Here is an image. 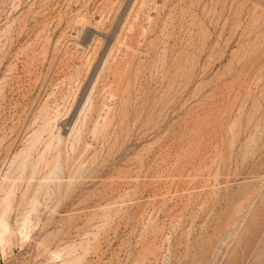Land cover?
<instances>
[{"label": "rangeland", "instance_id": "374dc122", "mask_svg": "<svg viewBox=\"0 0 264 264\" xmlns=\"http://www.w3.org/2000/svg\"><path fill=\"white\" fill-rule=\"evenodd\" d=\"M3 217L0 264H264V0H0Z\"/></svg>", "mask_w": 264, "mask_h": 264}, {"label": "bare ground", "instance_id": "6f19581e", "mask_svg": "<svg viewBox=\"0 0 264 264\" xmlns=\"http://www.w3.org/2000/svg\"><path fill=\"white\" fill-rule=\"evenodd\" d=\"M41 132V131H40ZM40 138V134L38 133V132H36L34 135H33V137H32V143L34 144L35 142H37L38 140H40L39 139ZM38 144V143H37ZM32 145V144H31ZM27 146H28V144H27ZM46 147V146H45ZM30 150V149H29ZM27 151V152H23V155H26V156H29L30 154V151ZM33 153V152H32ZM46 154H44V156H45ZM41 159V158H40ZM24 161V160H23ZM13 163V162H12ZM26 164L27 163H25V162H22V163H20L19 164V168L18 169H25L26 168ZM36 165V164H35ZM38 165H39V163H38ZM30 167V166H29ZM36 167H37V165H36ZM39 167V166H38ZM32 168V167H31ZM35 168V167H34ZM33 169V168H32ZM56 169H58L57 167H56ZM28 169H26V171H27ZM38 170V169H37ZM22 171V170H21ZM34 172V171H33ZM36 172V171H35ZM52 172H53V170H52ZM7 178V177H6ZM51 178V177H50ZM49 180V179H48ZM6 182V181H5ZM11 182V181H10ZM13 182V181H12ZM9 183V182H8ZM7 183V184H8ZM5 184V183H4ZM10 187H11V184L9 185ZM15 186H16V184H15ZM5 187V186H4ZM3 187V188H4ZM13 188V187H12ZM6 189H9V190H7L6 192H5V197H4V204H5V207H6V210H10V208H11V204H12V200H14L13 199V197H14V195H16V194H14V190L13 189H10V188H8V187H6ZM4 190V189H3ZM1 191H2V189H1ZM4 193V192H3ZM12 209V208H11ZM6 214V213H5ZM5 217H3V218H1L0 219V245H4L6 242H7V236H8V224H7V222L5 221V219H4ZM29 218V217H28ZM7 220V219H6ZM26 220V219H25ZM24 219H23V221H25ZM30 220V219H29ZM27 221H28V219H27ZM26 221V225L27 224H30V223H28ZM31 222V221H30ZM23 223H25V222H23ZM24 225V224H23ZM24 226L25 227V229H27V226ZM23 227V226H22ZM9 238V237H8ZM10 239V238H9ZM9 242V241H8Z\"/></svg>", "mask_w": 264, "mask_h": 264}]
</instances>
